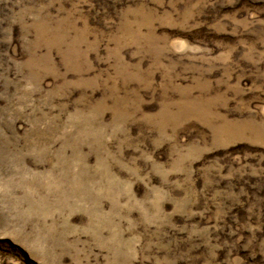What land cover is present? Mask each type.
<instances>
[{
	"label": "rangeland",
	"instance_id": "obj_1",
	"mask_svg": "<svg viewBox=\"0 0 264 264\" xmlns=\"http://www.w3.org/2000/svg\"><path fill=\"white\" fill-rule=\"evenodd\" d=\"M0 264H264V0H0Z\"/></svg>",
	"mask_w": 264,
	"mask_h": 264
}]
</instances>
